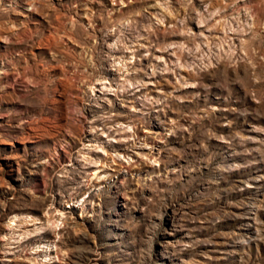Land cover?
I'll return each mask as SVG.
<instances>
[{
    "label": "rangeland",
    "instance_id": "rangeland-1",
    "mask_svg": "<svg viewBox=\"0 0 264 264\" xmlns=\"http://www.w3.org/2000/svg\"><path fill=\"white\" fill-rule=\"evenodd\" d=\"M0 264H264V0H0Z\"/></svg>",
    "mask_w": 264,
    "mask_h": 264
}]
</instances>
